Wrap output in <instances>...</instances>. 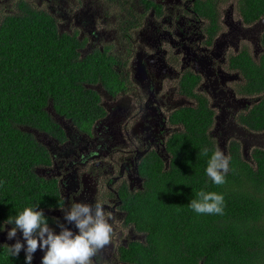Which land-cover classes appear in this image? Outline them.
<instances>
[{
  "label": "trees",
  "instance_id": "obj_1",
  "mask_svg": "<svg viewBox=\"0 0 264 264\" xmlns=\"http://www.w3.org/2000/svg\"><path fill=\"white\" fill-rule=\"evenodd\" d=\"M236 2L243 23L264 17V0ZM18 7L19 14L0 23V232L13 226L4 224L9 216L26 207L48 208L59 199L54 182L35 172L49 166L50 158L34 132L58 136L54 114L78 127L103 117L93 86L100 84L108 94L124 86L107 49L82 56L83 43L76 33L60 31L44 11L26 3ZM258 43L257 61L246 52L234 60L246 78L241 92L261 95L241 120L250 132L264 131V30ZM171 120L183 129L168 137L164 159L146 155L139 167L142 190L125 198L127 220L144 238L122 248L121 261L264 264V148L256 146L245 155L240 143L230 139L226 182L216 185L205 171L219 149L209 132L213 113L206 102L177 110ZM203 148L208 156L200 155ZM201 190L223 195L222 215L197 214L189 207ZM0 264H25V255L12 257L7 246L0 245Z\"/></svg>",
  "mask_w": 264,
  "mask_h": 264
},
{
  "label": "flooded vegetation",
  "instance_id": "obj_2",
  "mask_svg": "<svg viewBox=\"0 0 264 264\" xmlns=\"http://www.w3.org/2000/svg\"><path fill=\"white\" fill-rule=\"evenodd\" d=\"M10 1L0 0V23L19 14V4L26 3L52 16L60 31L76 33L83 43L82 56L107 49L122 77L124 86L115 94H108L100 84L93 86L105 112L103 117L78 127L52 112L58 136L39 131L33 134L50 158L49 166L37 167L35 172L54 182L59 197L41 209L49 226L59 233L57 223L66 224L63 211L73 202L99 201L111 216V241L97 254L101 260L97 255L92 258L93 264H127L121 261L120 250L143 240L144 235L127 220L125 198L142 190L139 167L146 155L154 153L164 159L168 137L183 129L171 120L177 110L195 108L204 100L213 113L210 135L219 133L220 141H215L219 148L224 140L225 151L230 139L223 138L226 133L222 136L225 126L221 127V120L229 117L233 129L244 132L242 149L243 145L246 151L250 148L247 142L263 143L254 137L264 139V131L250 132L241 123L261 95L241 92L246 78L234 60L246 52L257 61L261 48L260 34L256 43L252 40L257 21L243 23L236 0L223 17L225 2L221 0H79L74 17L81 28L73 30L60 24L59 17L65 14L60 12L59 0ZM102 7H106L104 13ZM233 11L238 22L232 20ZM131 111L134 113L126 117ZM66 226L78 233L74 225ZM8 230L5 226L0 232V245L11 246L16 239L24 242L19 231L9 240ZM20 253L25 255L23 250ZM44 254L38 249L32 264H41Z\"/></svg>",
  "mask_w": 264,
  "mask_h": 264
},
{
  "label": "clouds",
  "instance_id": "obj_3",
  "mask_svg": "<svg viewBox=\"0 0 264 264\" xmlns=\"http://www.w3.org/2000/svg\"><path fill=\"white\" fill-rule=\"evenodd\" d=\"M209 150L203 148L200 155L208 156ZM230 157L216 149L207 161L206 174L216 185H222L225 175L229 171ZM197 198L190 200L189 207L197 214H223L224 197L216 192L196 193ZM26 207L16 216H9L5 225H13L7 231V238L17 237L22 233L23 243L20 239L8 246V253L18 257L25 252V264H32L34 253L40 249L44 251L41 264H93V257L108 245L113 234V227L109 223L110 214H106L103 205L97 201L94 204L73 202L64 212L66 224H72L78 229L74 233L65 223L58 222L60 229L57 233L49 226L42 210ZM4 227V226H3Z\"/></svg>",
  "mask_w": 264,
  "mask_h": 264
},
{
  "label": "rangeland",
  "instance_id": "obj_4",
  "mask_svg": "<svg viewBox=\"0 0 264 264\" xmlns=\"http://www.w3.org/2000/svg\"><path fill=\"white\" fill-rule=\"evenodd\" d=\"M15 1H18V0H14V1H10V3L12 2V3H14ZM66 2V6L64 5V2H62V0H59L58 1V4H59V6H60V8H61V13H63V14H65V16L64 17H59V20H60V24L62 25V26H64V28L65 29H67V28H72V30L74 29V27H76V28H81V25L77 22V21H79L77 18H75L74 17V13H75V7L77 6V5H79L78 3H79V0H66L65 1ZM231 3H234V0H228L226 3H225V5H223V7H221V10H222V14H221V16L223 17V15L225 16V14H226V12L228 11V10H230V6H232L233 4H231ZM66 10H67V12H66ZM106 10V7H102V13H104V11ZM66 12V13H65ZM233 13V16H232V20L234 21V22H238L239 21V19L236 17V13L233 11L232 12ZM69 24V26H67ZM63 28V29H64ZM110 29H111V26H108V30L110 31ZM71 30V31H72ZM245 41H247L246 43L248 44V45H250L251 47H252V44L253 43H251V42H249V40H245ZM101 42H103V40H101L99 43H101ZM146 46L147 45H145L144 46V48H146ZM253 46H254V44H253ZM140 54V53H139ZM136 55H138V53L136 54ZM117 101H119V100H117ZM239 101V99L236 101V102H238ZM114 104V102L112 103V105ZM132 113H134V111H131L130 113H128L127 115H126V117H128V116H130ZM125 117V118H126ZM227 119V118H226ZM228 122H231V117H229L227 120H225V119H222L221 120V127H224L225 126V128H224V131H223V133H222V136L224 135V133H226L224 136H223V138L224 137H227L226 139L227 140H229V139H234L235 141H237V142H239L240 143V145H241V147H242V143H241V137L240 136H238L237 135V133L235 132V130L233 129V127L232 126H234V123L232 124H230V123H228ZM121 126H122V124H121ZM213 136V138L215 139V140H218V141H220V136H219V133H217V134H215V133H213L212 134ZM221 136V137H222ZM256 140H259V139H262L263 140V143L261 142V145H255L254 143H252V144H250L249 145V149L247 150L248 152L249 151H251L254 147H256V146H258V147H260V148H264V139L263 138H259V137H254ZM221 141H222V139H221ZM246 155V154H245ZM105 248V247H104ZM102 252V249L98 252V254L99 253H101ZM98 256V259L99 260H101V258H100V256L101 255H97Z\"/></svg>",
  "mask_w": 264,
  "mask_h": 264
},
{
  "label": "water",
  "instance_id": "obj_5",
  "mask_svg": "<svg viewBox=\"0 0 264 264\" xmlns=\"http://www.w3.org/2000/svg\"><path fill=\"white\" fill-rule=\"evenodd\" d=\"M264 30V17L260 18L253 26V37L252 40L256 43L258 40V36L259 34H261ZM257 46V44H255ZM235 132L237 133L238 136L243 137L244 136V132L241 129H234ZM242 141V140H241ZM257 142V141H256ZM251 144V143H250ZM249 142L246 143V145L249 147ZM258 145H261V143H256ZM219 150H221L225 156H226V151H225V141L223 140L221 142V145L219 143ZM243 152L244 154H247L246 148L243 145Z\"/></svg>",
  "mask_w": 264,
  "mask_h": 264
}]
</instances>
